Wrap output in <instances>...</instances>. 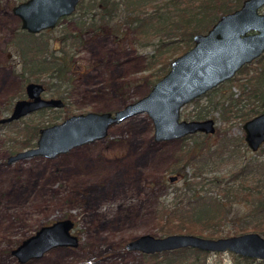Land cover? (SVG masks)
<instances>
[{"label":"rangeland","instance_id":"374dc122","mask_svg":"<svg viewBox=\"0 0 264 264\" xmlns=\"http://www.w3.org/2000/svg\"><path fill=\"white\" fill-rule=\"evenodd\" d=\"M18 2L0 0V115L10 112V108L3 110L5 104L13 107L17 98L26 97L27 81L24 82L20 74L23 68L17 63L14 47L10 46L21 22L13 12ZM81 18L79 10L72 12L48 32L49 51L65 27L82 33L73 43L66 44L75 59L74 67L68 71L70 78L57 82L63 88L66 109L72 113L112 111L147 93L152 87L147 52L151 45L138 40L131 23L123 24L117 35L111 26L95 31L93 26L87 25L83 30L78 23ZM59 45L64 43L61 41ZM175 52L170 60L181 54L178 50ZM247 75L248 70L238 71L232 78L237 76L236 80L242 82ZM238 82L220 83L210 96L206 92L186 102L180 111L181 118H196L197 110L211 109L224 90L238 96L241 91ZM57 84L44 90V95L60 96L56 92ZM239 104L242 112L259 107L260 101L242 99ZM66 109L51 107L45 115L37 111L33 117L42 120L64 113ZM235 113L211 109L208 116H213L217 123L209 139L213 151L208 155L213 156L184 167H181L178 152L201 139L203 134L157 140L153 120L145 111L113 123L102 138L56 156L29 155L11 161L8 156L15 139L10 138L8 132L15 134L16 129L10 123L1 125L0 264H146V252L128 249L126 242L143 233L163 235L158 232L159 209L188 203L194 192V188H186L189 183L201 188L200 192L211 189L212 182L206 183L205 179L202 183L204 177L190 175L192 172L202 171V175L208 177L212 174L227 176L249 158H258L264 164V144L258 150L249 145L247 150L245 144H236L245 133L244 120ZM172 175L174 179L170 178ZM249 181L253 183L254 179ZM225 198L232 197L225 195ZM251 209L252 201L235 204L218 227L224 234L241 223L238 215L244 216ZM63 217L75 220L73 231L80 236L77 245L54 246L43 256L23 262L17 259L11 250L13 247L42 223ZM179 217L175 218L177 223L181 222ZM255 219L247 221L253 225ZM235 253L209 251L206 260L211 264H236Z\"/></svg>","mask_w":264,"mask_h":264},{"label":"trees","instance_id":"16d2710c","mask_svg":"<svg viewBox=\"0 0 264 264\" xmlns=\"http://www.w3.org/2000/svg\"><path fill=\"white\" fill-rule=\"evenodd\" d=\"M21 1V0H19ZM243 0H79L75 11L80 12L81 24L83 30L87 25L95 28V31L101 30L104 26L112 27L113 31L119 35L122 31V25L131 23L136 32L139 41L146 45H151L148 49V68L152 73L151 84L159 79L169 68L170 58L175 51L183 53L185 49L193 45V35L196 32H204L217 20L221 14L240 6ZM85 6V8H84ZM74 11V12H75ZM88 19V22H87ZM59 22V21H58ZM19 27L12 35L10 46L14 47L16 56L23 69L20 74L25 81L31 79H39L45 84V90L48 87H55L59 80L70 78V71L75 65V59L70 54L66 44L73 43L79 38L81 32H73L66 27L63 29L62 35L55 38L52 50L49 51V31L53 28H45L38 32H31L26 28ZM64 45H59L60 42ZM152 68V69H151ZM248 70V75L242 82H238L235 78L229 77L221 82L225 84L227 81L238 82L240 93L234 96V92L223 91L222 95L215 101L211 107L212 110L220 109L223 113L236 112L241 120H246L251 116L264 110V52L253 61H250L239 68V72ZM253 70V73L249 72ZM49 77V78H46ZM63 84V83H62ZM220 84V83H219ZM217 86L208 89L206 92L210 96V92ZM234 84V83H233ZM63 88L57 84L56 92L63 98ZM55 92V93H56ZM199 96L195 98L198 99ZM242 99L251 101L259 100V107H250L249 110L239 109V102ZM52 106L41 107L14 120L6 121L16 129L15 134L8 132L10 138L15 139L11 146V152H17L28 146L36 145V139L39 135V128L48 124L57 122V120L68 116L72 111L66 109L64 113L49 118L35 120L33 116L37 111L43 115ZM10 108L11 104H5L3 110ZM210 108L207 111L197 110L196 118H205L209 115ZM9 110V111H10ZM214 115V113H213ZM60 116L59 119H57ZM36 117V116H35ZM223 118H227L223 115ZM3 123L1 125H6ZM0 125V126H1ZM203 134L201 139L188 145L178 152V158L184 167L190 162L205 158L210 160L212 153V142L209 141L211 132ZM198 132L187 133L195 135ZM245 144L248 150V144L245 143L243 135L236 144L241 146ZM264 144V141H263ZM262 144V145H263ZM264 145L262 146V150ZM259 149V148H258ZM257 149V150H258ZM180 167V166H179ZM190 175L204 177L202 183L207 179L206 183L212 182L211 189L201 191L193 187L191 183L186 188H194L192 197L184 206H162L159 209V227L158 232L168 234L171 232H196L201 235L217 236L224 234H235L244 232L245 230H258L264 235V164L258 158L248 159L239 167L231 170L229 175L212 174L210 177L202 175V171H194ZM189 175V176H190ZM189 176L187 178H189ZM251 183L249 180H253ZM215 187V189H214ZM213 188V189H212ZM200 192V193H198ZM225 195L232 197L225 198ZM252 201L253 209L245 212L244 216L238 215L241 219L240 224L234 225L231 230H227L223 234V229L218 225L223 218L228 215L235 204ZM239 214V213H238ZM248 214L250 217H248ZM179 217L180 223L175 218ZM252 216V217H251ZM255 218L253 225H250L248 218ZM205 249L197 247L182 246L171 250H162L161 252H150L146 254V264H211L207 262V253ZM235 253V252H234ZM154 257V258H153ZM236 264H264V259L255 258L249 255L234 254Z\"/></svg>","mask_w":264,"mask_h":264},{"label":"water","instance_id":"95a60500","mask_svg":"<svg viewBox=\"0 0 264 264\" xmlns=\"http://www.w3.org/2000/svg\"><path fill=\"white\" fill-rule=\"evenodd\" d=\"M78 3L79 0H21L14 4L13 12L20 17V26L38 32L54 28L62 17L75 11ZM263 6L264 0H243L240 6L221 14L209 29L196 32L193 45L170 60L169 68L143 96L112 111L70 113L59 122L41 126L36 145L11 153L8 161L29 155L56 156L74 146L102 138L113 123L144 111L153 120L157 140L173 139L198 131L215 132L217 123L213 116L185 119L181 118V108L186 102L235 75L241 66L264 52ZM25 89L26 97L17 98L10 112L0 115V125L38 108L58 107L65 103L60 96L41 95L45 86L39 80L27 81ZM243 122L245 141L251 149L257 150L264 141V110ZM74 224L75 220L71 217L42 223L11 250L23 262L43 256L54 246H75L80 236L74 233ZM125 245L128 249L146 253L194 246L202 250H228L264 259V235L258 230L217 236L186 231L159 236L149 232L129 239Z\"/></svg>","mask_w":264,"mask_h":264},{"label":"flooded vegetation","instance_id":"af4514ba","mask_svg":"<svg viewBox=\"0 0 264 264\" xmlns=\"http://www.w3.org/2000/svg\"><path fill=\"white\" fill-rule=\"evenodd\" d=\"M41 82H43V81H41ZM43 84H44V83H43ZM44 86H45V84H44ZM45 89H46V88H45ZM41 95H44V93H41ZM44 96H45V95H44ZM45 97H46V96H45ZM63 99H64V98H63ZM64 102H65L64 105H66V101H65V99H64ZM64 105H62V106H64ZM62 106H61V107H62ZM52 107H53V106H52ZM11 109H12V108H11ZM12 153H15V152H12Z\"/></svg>","mask_w":264,"mask_h":264}]
</instances>
